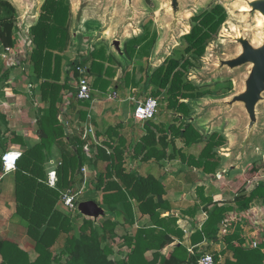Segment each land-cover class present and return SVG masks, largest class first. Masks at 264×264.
<instances>
[{
	"label": "trees",
	"instance_id": "1",
	"mask_svg": "<svg viewBox=\"0 0 264 264\" xmlns=\"http://www.w3.org/2000/svg\"><path fill=\"white\" fill-rule=\"evenodd\" d=\"M1 7L5 12L0 16V40L10 49L14 47L17 11L8 1H0ZM227 16L225 7L216 4L192 17L191 30L184 35V43L175 47L172 55L146 77L142 88L150 89L154 96L160 97V109L166 115L172 113L173 120L168 125L146 121L147 132L135 145L136 155L141 154L142 160L180 158L189 165L202 168L207 174H215L220 167L218 148L227 144L226 137L218 132L205 137L193 122H187L191 118L190 102L211 94L210 89H204L191 80L189 74L196 62L203 58L209 44L218 37ZM72 22L69 0H45L37 23L29 30L32 50L27 61L33 73L42 79L40 98L47 107L37 122V142L27 143L17 135L12 139L23 147L13 180L15 216L26 227L38 256L33 260L17 241L0 237V264H198L197 255L190 254L183 244L176 246L169 255L162 253L174 242V236L182 237L183 232L176 227L175 219L162 216L164 210L170 209L164 199V184L151 174L142 175L125 166L126 140L118 127H110L107 131L110 139L100 142L91 136L84 139L83 127L79 129V135L66 130L62 105L65 91L73 89L70 73L79 78L77 68L87 65L88 60L92 64L88 74L95 73L99 79L116 72L113 66L116 58L112 54L107 55L104 46L94 49L89 59L69 60L67 52L73 43ZM145 38L128 41L124 54L132 58L137 53L136 46ZM105 62L109 65L106 66ZM65 64L68 65L66 70ZM128 78L131 79L129 71ZM134 83L136 87L139 85L136 81ZM221 86V94H226L233 89V82L228 81ZM81 104L86 105L84 102ZM83 118H87L85 112ZM178 140L183 147H178ZM201 145L203 147L199 150ZM88 147L95 149L92 156ZM54 148L59 151L56 187L48 184V164ZM170 149L172 152L168 151ZM193 149L199 153L193 154ZM88 166L94 171L92 177H88L89 186L100 195L99 203L112 215L99 223L69 213L63 207V192L83 185V168ZM257 198H264V183H258L249 195H239L236 204L245 209ZM133 201L138 212L150 216L152 224L140 227L135 234L127 231L124 239L128 251L125 257L116 259L111 241L117 237L120 226L135 222ZM230 210V207L216 204L204 221L203 229L197 233L196 241L202 240L203 234L212 237L218 234L219 223ZM113 215L117 217L114 219ZM228 242L232 255L221 264H264V244L258 248H247L231 243V236ZM149 251H152V257L147 256ZM214 256L216 260L220 259L219 255Z\"/></svg>",
	"mask_w": 264,
	"mask_h": 264
},
{
	"label": "crops",
	"instance_id": "2",
	"mask_svg": "<svg viewBox=\"0 0 264 264\" xmlns=\"http://www.w3.org/2000/svg\"><path fill=\"white\" fill-rule=\"evenodd\" d=\"M0 1L10 2L17 11L14 47L7 49L0 40L1 81L4 78L10 77L11 81H13L12 85H14V80L19 81L21 78L26 80V83L24 81L26 87L23 97L28 99L27 102L22 101L24 102L23 106L18 105V102L13 103L5 101L2 103L0 111L2 110L4 113V120L0 121V152L10 149H19L22 151V145L14 143L12 140L13 137L15 135L21 136L25 142L31 144L37 142L39 140L37 122L42 110L47 107V104L43 103L40 98L42 79H39L33 73L32 67L27 61V57L32 50L29 30L34 21L27 18L29 11H25L24 8L26 6L23 0ZM72 11V36L74 41V34L77 33L75 26L78 23L76 22V24L74 21V18H76L75 8H72ZM4 12L3 7H1L0 16H2ZM20 14L22 15L20 16ZM85 19L86 22L89 21L86 17ZM37 20L38 19H36V21ZM109 33L110 31L101 37L103 38L101 41L102 43H98L97 38L92 44L87 43V38H85L81 44L73 42L67 52L70 61H83L90 58L91 52L94 49L104 46L107 50V55L112 54L116 58V62L113 64L116 69L114 75H104L99 79L97 74H89V80L93 88L92 101H81L77 98V85L80 77L76 78L73 72L70 73L69 80L73 89L65 91L62 105L63 113L66 117L64 121L66 122L67 131L70 130L71 133L79 135L81 133L79 129L83 127L84 130L88 122H91L95 128L97 140L100 142L110 139L107 134L110 127H118L120 135L126 140L125 166L127 169L136 171L142 175L151 174L164 184V199L169 204L170 209L164 210L162 216H169L175 219L176 227L183 232L182 237L174 236V242L162 250L164 255H169L174 251L176 246L183 244L192 255H197V257H199L204 253L216 254L219 255L221 263H223L227 257L232 255L231 250L228 248V237L230 236L231 243L251 248L253 242L256 241L258 242V247H260L261 244H264V198L255 199L250 203V206L245 209L240 208L239 205L236 204V198L239 195H249L257 184H255V186L253 185L254 187H250L249 184L238 186L233 176H235L234 173L237 172L241 166L234 170H230L232 157L227 159L224 164H222L221 161L220 167L215 174H207L202 168L189 165L180 158L170 159L169 157H162L160 160L152 158L146 161L142 160L141 154L136 155L135 145L147 132V122L139 121L134 116L136 105L134 99L138 100L137 93L141 94L136 92L134 82L136 81L139 83L142 80V75L140 76L134 73L133 64L128 65L125 63V54H120L116 50L113 45V40L109 37ZM93 34L96 36L97 30H95ZM91 65V61L88 60L87 65L84 66L88 69ZM105 65H109V62H105ZM66 69H68L67 64H65V70ZM128 71L131 72L130 80L128 78ZM129 83L130 87L128 88ZM113 92H116L118 95L115 99L110 98ZM33 95L34 97L36 96V99H39L38 109L34 108L29 100ZM20 97L21 95H18L17 98L20 99ZM82 102L86 103V105H82ZM84 112L87 114L86 119L83 118ZM171 114L172 113L169 115L167 114L165 117L157 115L156 119L153 121L156 124L164 123L168 125V123L173 120ZM204 118L205 117H201L195 121L200 122V120ZM61 119H63L62 116ZM208 123H206L207 126ZM203 125L205 126L204 123H198V126ZM9 136L11 138H9ZM159 136L160 134L158 133V138ZM177 143L178 147H183V144L179 140ZM94 151V148L88 147L90 156L94 154ZM168 151L172 152L171 149ZM191 152L193 154L199 153L198 150L194 151V149ZM52 155L57 156L59 159V151L57 148L53 149ZM105 167L106 164L103 165L104 169ZM88 169V177L90 178L94 171L91 166H88ZM5 178L10 180L8 182V189L11 190L13 195V173L8 174ZM89 185L88 183V190L94 193L93 198L96 200L100 195L96 194ZM14 204L16 206L15 200ZM216 204L231 208L230 211L226 212L224 218L219 223V233L213 237L203 234V239L196 241L198 237L197 233L204 227L205 220L202 219L204 213L206 212L209 215ZM133 205L135 209V222L133 224H126V227L120 226L118 231V233L122 234H119L122 240L121 246H123L122 255H125L128 251L124 234L127 231L131 234H135L140 227L152 224L149 215L141 214L137 211V204L135 201H133ZM121 215H123V212ZM113 217L115 219L117 215H113ZM147 256L152 257V251H149Z\"/></svg>",
	"mask_w": 264,
	"mask_h": 264
},
{
	"label": "rangeland",
	"instance_id": "3",
	"mask_svg": "<svg viewBox=\"0 0 264 264\" xmlns=\"http://www.w3.org/2000/svg\"><path fill=\"white\" fill-rule=\"evenodd\" d=\"M72 8L78 11V2L79 0H69ZM216 4H222L228 14L227 20L222 26V29L218 37L212 41L206 49V53L199 61L196 62V66L191 69L189 77L196 84L200 85L204 89H210L211 94L207 97L199 99L196 102H190L191 107V118L187 119V122H193L200 131L208 137L213 132H218L221 135H224L227 139V144L224 147L218 148V153L221 155L222 164H224L227 159L232 157L231 150L235 147L240 141V136L242 134V129L244 126V120L240 114H235L225 117L218 124L208 127L210 116L201 119L200 122L192 120L198 113L201 112V108L198 105L205 104L212 100V98L220 97L227 95L229 93H234L242 88L244 76L247 75L248 68H244L236 72H228L226 70L218 71L217 67L219 65L220 58L230 57L235 55V52L238 50V45L235 42V38L239 33L249 36L254 41L261 42L264 33L261 36H257L256 33H260L261 30L258 29V16L254 15L250 17L248 14H245L242 10L244 6L247 5V0H182V13L180 15V21L177 29L174 32V36L170 39L169 31L171 24L173 23V13L169 9V0H137V5L139 9L138 17L136 20L137 29L129 31L128 33L122 36V49L125 51V47L128 41L132 39H139L144 36L146 38L140 45L136 46L137 53L131 58L125 54V63L128 65H134V73L137 75H142V80L139 82V85L135 87L137 97L139 99H144L147 97H156L160 103V97L154 96L150 89H143L145 84L146 77L150 75L157 67L162 65L167 57H170L173 53L175 47L182 45L184 43V35L191 30L192 17L198 15L206 10L212 9ZM25 11L28 10L27 7L24 8ZM41 12V10H40ZM22 14H20L21 16ZM90 18L87 25V29L79 27V24L76 23V18H74L76 25L77 33L74 34V43H83L84 39L87 38V43L92 44L96 40V36L93 32L96 30L97 25H100V22L95 21V13H90ZM95 16V17H94ZM94 19V20H92ZM93 31V32H91ZM108 35V34H107ZM256 35V36H255ZM109 37L113 39L112 33H109ZM101 39H97L98 43H102ZM256 42V43H257ZM165 49V53L161 60H157L156 56ZM148 54H147V53ZM138 64H135V63ZM121 63V62H120ZM23 68V66H22ZM27 82L24 79L19 81L14 80V85H12L11 78H4L0 83V107L3 102H13L18 105L23 106L25 101L28 99L23 97L24 90ZM228 81L233 82V89L226 93L221 94L222 84L227 83ZM18 95H21L18 99ZM12 96V97H11ZM34 108L38 109V101L36 96L29 99ZM20 102V103H19ZM165 117V111L160 109L158 116ZM4 113L0 111V121L4 120ZM198 123H204L205 126H198ZM261 135L259 136L260 151L252 150L249 158L246 162L234 173V179L238 186L248 185L255 186L256 182L264 183V103L262 105V120L260 122ZM9 138H11L9 136ZM2 143V141H1ZM10 144V143H9ZM203 145L200 146L199 150ZM6 150L0 152V169L3 175L2 168V157ZM52 155V154H51ZM58 158L55 155L50 156L49 158V171L58 166ZM87 174H89V169L87 167ZM8 174L4 175L0 179V236L8 238L14 241H17L21 247L26 249L31 259H35L38 256V253L35 251L34 242L30 239L27 234L26 227L20 222V219L16 215V206L14 204V194L12 195L11 190L8 189V182L5 177ZM88 176V175H87ZM257 176V178H256ZM250 180V181H249ZM253 186V187H254ZM94 195L93 192L86 191L82 198L79 201V208L77 211H69L65 206L64 209L73 213L74 215H79L84 219H91L95 223H99L100 220L112 216L111 212L108 211L103 205L99 203L101 197H98L95 202L98 204L100 211L99 214L91 215L84 213L81 210V204L84 201L92 200ZM94 201V200H93ZM15 211V212H14ZM14 213V214H12ZM117 230V237L113 238L111 244L114 248L113 257L116 259H121L125 257L122 255L123 246H121V239ZM122 232V231H121ZM123 233V232H122ZM1 261V256H0Z\"/></svg>",
	"mask_w": 264,
	"mask_h": 264
},
{
	"label": "water",
	"instance_id": "4",
	"mask_svg": "<svg viewBox=\"0 0 264 264\" xmlns=\"http://www.w3.org/2000/svg\"><path fill=\"white\" fill-rule=\"evenodd\" d=\"M44 1L23 0L29 11L27 18L34 21L31 27L37 23L38 20L36 21V19L40 16V10ZM78 4L76 22L80 24L82 30L87 29L85 17L87 18L88 16L90 18V13H95V21L100 22V25H97L96 28V38L99 39L110 31L114 47L120 54H124L121 41L122 36L129 31L137 29L135 25L139 13L137 0H79ZM169 9L173 13V23L169 31L171 39L174 36L175 30L179 27L182 0H169ZM242 11L250 17L257 15L258 18L262 19L264 17V0H247V5L244 6ZM258 29L261 31L260 33H256V35L262 36L264 24L259 26ZM234 38L238 45V50L235 52V55L220 58L217 69L218 71L236 72L248 68L241 90L212 98L211 101L198 105L201 108V112L192 119L195 121L201 117L210 116L208 123L210 128L227 116L241 115L244 120V126L240 141L231 150L230 170L242 166L249 158L252 150L260 151L259 136L262 132L260 130V122L262 120V105L264 103V37L261 42L254 41V39L242 33H239ZM164 53L165 49L163 47L160 55L158 53L156 56L158 61L163 58ZM63 123L66 125L65 121ZM81 210L84 213L95 215L99 214L100 208L95 201L88 200L82 202Z\"/></svg>",
	"mask_w": 264,
	"mask_h": 264
},
{
	"label": "built area",
	"instance_id": "5",
	"mask_svg": "<svg viewBox=\"0 0 264 264\" xmlns=\"http://www.w3.org/2000/svg\"><path fill=\"white\" fill-rule=\"evenodd\" d=\"M78 72L80 75L78 85H77V98L81 101H92L93 100V88L89 80L88 69L86 66H78ZM118 95L116 92L110 95V98L115 99ZM136 102L134 109V116L139 121H147L156 119L159 113V100L156 97H147L144 99H134ZM83 138L88 139L90 136L93 137L94 141L98 142L95 128L92 123L88 122L84 131ZM22 155V151L19 149H10L7 150L2 157V168L3 175L0 176V179L4 175L13 173L17 168V162ZM85 175V181L81 187H78L76 190L68 189L62 194L63 205L69 211H77L79 206V201L88 190V174L87 167L83 168ZM58 172L54 168L48 173V184L52 187H56L58 183ZM259 181L256 182L258 184ZM208 218V213H204L202 219L206 220ZM203 222V221H202ZM258 242L254 241L252 244L253 248H257ZM220 258V257H219ZM198 264H221V259L216 260L215 256L212 253H204L198 257Z\"/></svg>",
	"mask_w": 264,
	"mask_h": 264
},
{
	"label": "bare ground",
	"instance_id": "6",
	"mask_svg": "<svg viewBox=\"0 0 264 264\" xmlns=\"http://www.w3.org/2000/svg\"><path fill=\"white\" fill-rule=\"evenodd\" d=\"M264 24V17L258 18V26H262Z\"/></svg>",
	"mask_w": 264,
	"mask_h": 264
}]
</instances>
